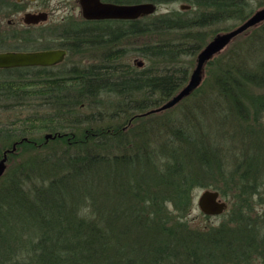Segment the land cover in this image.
Masks as SVG:
<instances>
[{
  "label": "trees",
  "instance_id": "16d2710c",
  "mask_svg": "<svg viewBox=\"0 0 264 264\" xmlns=\"http://www.w3.org/2000/svg\"><path fill=\"white\" fill-rule=\"evenodd\" d=\"M13 5L15 1L0 0V16H8ZM196 5L207 10L190 19L173 12L142 29V36L185 34L177 43L143 50L161 57L160 72L130 65L119 70L118 57H105L66 77L39 69L36 74L27 72L35 69L0 71V113L28 106L49 109L45 116L18 120L21 126L0 122L6 150L33 144L29 136L34 132L57 135L52 144L43 142L46 154L35 156L16 175L0 178V264H215V256L201 259L214 248L204 246L198 233L187 232L184 219L193 206L192 191L201 183L199 175L216 169L213 154L197 142L192 129L153 125L152 135H137L141 141L134 144L128 135L136 122L169 110L160 109L188 83L190 72L180 61L202 48L191 37L225 21L244 25L249 19L244 0H199ZM255 68H223L216 75L221 94L239 104L240 112L239 88L264 87V61ZM107 97L115 106L112 111L104 108ZM121 117L125 125H113ZM162 135L173 138L160 141ZM255 139L242 148L235 168L223 163L222 172L239 177L228 182L231 199L241 209L240 256L251 253L264 260V231L243 222L254 211L252 202L264 206V154L261 140ZM223 240L207 244L216 249Z\"/></svg>",
  "mask_w": 264,
  "mask_h": 264
},
{
  "label": "rangeland",
  "instance_id": "374dc122",
  "mask_svg": "<svg viewBox=\"0 0 264 264\" xmlns=\"http://www.w3.org/2000/svg\"><path fill=\"white\" fill-rule=\"evenodd\" d=\"M13 1L17 4V0H11V3ZM65 1L71 2L72 0H53L48 4L47 11L51 12L50 22L62 21V25H67L68 23H76L79 21L80 11L73 10L70 6L66 7V5H64ZM204 1L208 2V0ZM244 1L247 3V12L245 13V16L249 14L248 21L252 19L257 12L264 9V0ZM194 2L196 3L197 0H160L155 17L170 15L173 14V12H181L183 18L186 17V19H190L201 14L202 11L207 10L205 7L203 10H200ZM182 5H191L192 8L189 12L185 13L184 11H181ZM53 11L54 14L52 15ZM0 18V21L3 23L2 25L6 27L8 16L3 15L0 16ZM240 26L241 22L236 20L225 21L203 29L202 31H198L201 35L191 37L190 42L194 45L202 44L200 50L202 51L218 35L231 32ZM192 33L196 34L194 31ZM184 35L183 32H176L167 35L153 34L129 38L125 42L127 55L123 59V62L126 65H130L139 70L152 69L156 73L160 72L164 65V62L160 59L161 57L148 55L143 50L152 47V44L157 46L160 43L166 42L177 43L181 41L180 39L184 38ZM141 49L143 55L138 53ZM101 54L102 52L100 50L81 52L77 56H72L69 64L56 68L49 73L53 76L66 77L69 75V72L66 71H68V67L74 61L81 62L83 65L100 63V61L103 60ZM198 54L196 56H185L182 58V61H180V65L189 70V79L193 71L197 68ZM261 60L264 61V22L254 25L243 33L237 35L221 52L214 56L203 70L204 76L201 86H199V88L189 97L171 107L161 115L158 114L153 117L149 116L145 118V120L136 122L135 127H131L135 131L132 132V130H128L130 132L128 133L130 136L129 139L133 142L132 144H134V142L137 143L138 141H141L138 136H142V134L152 135L154 132H151L153 125L159 127L160 124H166L171 131H186L192 129L191 131L195 132L197 142L205 144L209 152L213 154V159H215L213 162L216 169L211 173H202L199 175L201 183L198 182V187L192 191L193 206L188 211L186 218H184L187 220L185 222L188 224L187 228H189L187 232L192 231L198 233V235H200L198 237H202L204 240V246L214 248L210 251H206V253L204 252L203 255H200L203 261H211L215 256V258L217 257L215 264H264V260H262L260 255L254 256L249 253L243 256V259L240 256L242 246L239 243L238 232L240 230L238 227L239 224H241L239 220L241 209L239 204H235L231 199L234 193H231L228 182L235 175L232 176L230 171L228 173L227 171L225 173L222 172V168L224 167L222 166L223 163H227L229 166L232 165V167H229L230 169L235 168L236 163L234 161L237 157H240V151H242L244 146L247 147L248 145H251V143H254L253 141L255 138L261 140L259 145L263 149L264 154V87L246 85L241 89L239 88L238 96L236 95V98H239L243 104L242 112H240L239 104H235L232 98L223 96L215 80L216 75L218 76L223 68L233 67L235 69H245L249 72L251 68L256 69L255 67L258 66L259 61ZM140 62L143 63L141 68L138 66V63ZM36 71L37 69L29 70L27 72L30 74H36ZM47 78L49 77H44V79ZM110 100L111 99L108 97L105 99L104 108L112 111L115 106L114 104H109ZM48 111L49 109L46 107L35 109L32 106H28L24 109L14 110L5 114L0 113V122H12L16 123L17 126H21L22 122L18 120L33 119L36 115H38V117L45 116ZM124 123L125 121L121 117L117 121H114L113 125H119L120 127L124 126ZM30 125L31 124L27 123V127H30ZM146 127L150 129L147 131L145 129ZM30 132L32 133V131ZM251 133H253V136ZM47 135H52L54 139L57 137V135L45 131L34 132V134L30 135L29 138L33 144L20 149L16 148V151L13 152L15 156L8 157L7 170L5 173L14 176L21 167L24 168V165H28L32 162L35 156L46 154L47 151H45L46 149L43 147V142L45 141L47 144L50 141L49 143L52 144L54 140L52 138L47 140ZM171 138L162 135L160 141H168ZM155 141L156 140H154V142ZM5 147H8V145L0 141V152H2V155L9 151L6 150ZM54 147H59V145H53L51 148ZM122 150L124 152L127 151L124 147ZM229 162H232V164ZM198 166L196 165L197 170ZM219 168L221 170H218ZM234 178L239 181L238 176H235ZM205 190L220 192L222 200L228 204V209L222 215L206 216L202 213L198 206V199ZM252 208L254 211L253 213H250V218H244L243 222H251L253 226L261 228V230L264 231V206L252 202ZM168 210L172 212V206H168ZM175 215L177 216L178 213L174 212L173 216ZM175 223L176 221L172 222V224ZM209 239H214L216 242L221 241L222 239L224 240L221 242V247H216L215 249L212 242L207 244Z\"/></svg>",
  "mask_w": 264,
  "mask_h": 264
},
{
  "label": "flooded vegetation",
  "instance_id": "af4514ba",
  "mask_svg": "<svg viewBox=\"0 0 264 264\" xmlns=\"http://www.w3.org/2000/svg\"><path fill=\"white\" fill-rule=\"evenodd\" d=\"M51 1L53 0H17V4L13 5L9 10L6 27H4V25H2L3 23L0 21V53H38L59 50L65 52L63 60L54 66L19 67L0 69V71H27L28 69H39L50 72L56 68L69 64L72 56H77L81 52L90 50H100L103 59L105 57H118L119 61L117 68L122 70L126 67V64L123 62V59L127 55L125 42L129 38L141 37L143 28H149V25H154L153 22L158 18L155 16L160 2V0H100L102 4L114 6L132 7L152 5L155 6L156 10L151 14H145L136 19L113 18L88 20L83 16L80 0H72L71 2L65 1L64 5H66V7L70 6L71 9L80 11V19L76 23L62 25V21L50 22L51 12H48L47 8ZM194 4L196 5L195 2ZM191 8V5H182L181 11L186 13L189 12ZM41 13L47 15L46 20L31 24L26 22V15H37ZM53 14L54 11L52 12V15ZM263 22L264 20L261 21V23ZM151 46H154V44ZM138 53L143 55L142 49ZM210 61L205 62L202 64V67H200L198 57V69L201 68V71H203ZM110 62L109 64H111ZM96 64L97 63L83 65L81 62L74 61L68 67V71H65L71 72L79 69H90ZM196 70L197 68L193 71L188 83Z\"/></svg>",
  "mask_w": 264,
  "mask_h": 264
},
{
  "label": "water",
  "instance_id": "95a60500",
  "mask_svg": "<svg viewBox=\"0 0 264 264\" xmlns=\"http://www.w3.org/2000/svg\"><path fill=\"white\" fill-rule=\"evenodd\" d=\"M82 5V13L84 18L91 19H136L145 14L153 13L156 8L152 5L141 6H114L102 4L100 0H80ZM27 23H39L47 19L44 13L32 15L28 14L25 17ZM264 20V9L256 13V15L247 21L239 28L218 35L211 41L199 54L200 67L207 61H210L215 55L221 52L237 35L243 33L249 27L260 24ZM64 51H45L38 53H0V69L19 68V67H34V66H54L61 62L64 58ZM141 68L143 63H138ZM195 71L190 82L179 91V93L166 105L165 108H170L179 104L184 99L189 97L202 84L204 71L198 69ZM158 110V111H160ZM54 138L52 135H47L46 139ZM16 145L12 150L7 151L4 157L0 160V178L7 170L8 154L16 151ZM198 206L202 213L206 216H220L227 209L228 204L222 200L220 192L214 190H205L198 199Z\"/></svg>",
  "mask_w": 264,
  "mask_h": 264
}]
</instances>
